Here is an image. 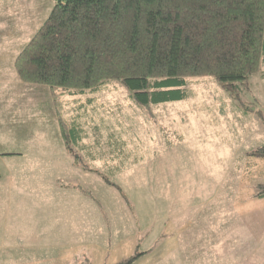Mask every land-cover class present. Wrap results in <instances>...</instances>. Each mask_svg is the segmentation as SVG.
<instances>
[{
    "label": "rangeland",
    "instance_id": "374dc122",
    "mask_svg": "<svg viewBox=\"0 0 264 264\" xmlns=\"http://www.w3.org/2000/svg\"><path fill=\"white\" fill-rule=\"evenodd\" d=\"M54 3L0 0V87L7 97L25 100L31 132L41 121L26 116L38 109L55 117L62 133L78 124L97 157L87 160L70 138L75 156L115 185L142 229L134 249L90 251L87 258L77 254L55 264H116L147 248L150 253L132 264H264V196L256 197L264 158L248 155L264 145V56L240 85L238 99L210 76L187 78L182 100L148 105L135 102L116 80L82 95L53 93L23 82L14 62ZM118 146L120 157L101 152Z\"/></svg>",
    "mask_w": 264,
    "mask_h": 264
},
{
    "label": "trees",
    "instance_id": "16d2710c",
    "mask_svg": "<svg viewBox=\"0 0 264 264\" xmlns=\"http://www.w3.org/2000/svg\"><path fill=\"white\" fill-rule=\"evenodd\" d=\"M54 1L14 62L23 82L53 93L82 95L116 80L135 102L148 105L182 100L187 78L210 76L238 99L264 56V0ZM69 125L65 147L83 165L70 142L85 155L91 147L81 127ZM101 152L120 157L119 146ZM248 155L264 158V145ZM258 188L262 198L264 182ZM142 254L116 264H132Z\"/></svg>",
    "mask_w": 264,
    "mask_h": 264
},
{
    "label": "crops",
    "instance_id": "0c3cea01",
    "mask_svg": "<svg viewBox=\"0 0 264 264\" xmlns=\"http://www.w3.org/2000/svg\"><path fill=\"white\" fill-rule=\"evenodd\" d=\"M21 99L7 97L0 87V264H55L77 254L87 258L90 251L137 247L142 229L118 189L96 169L74 162L55 117L38 109L26 117L41 123L27 130ZM90 152L87 160L95 162L97 152ZM78 181L100 200L84 193Z\"/></svg>",
    "mask_w": 264,
    "mask_h": 264
}]
</instances>
